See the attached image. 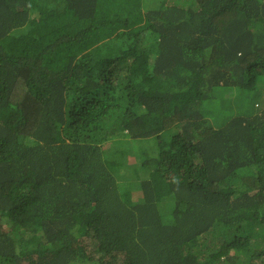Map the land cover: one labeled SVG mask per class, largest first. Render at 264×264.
I'll use <instances>...</instances> for the list:
<instances>
[{"label": "trees", "instance_id": "1", "mask_svg": "<svg viewBox=\"0 0 264 264\" xmlns=\"http://www.w3.org/2000/svg\"><path fill=\"white\" fill-rule=\"evenodd\" d=\"M0 264H264V0H0Z\"/></svg>", "mask_w": 264, "mask_h": 264}, {"label": "rangeland", "instance_id": "2", "mask_svg": "<svg viewBox=\"0 0 264 264\" xmlns=\"http://www.w3.org/2000/svg\"><path fill=\"white\" fill-rule=\"evenodd\" d=\"M235 106H237V103L234 96V90L232 88H226L215 96L213 106L211 109H206L205 112L207 113L208 117L212 119L217 125H221L226 122L228 117L235 113ZM145 141L155 143V140L152 139L140 141L142 143H138V147L135 149L141 156H145L147 153L154 150L153 145H151V143H149V145L148 143H145ZM146 149H148V151ZM126 155H128V152ZM131 159H133V161L136 160L133 157Z\"/></svg>", "mask_w": 264, "mask_h": 264}, {"label": "clouds", "instance_id": "3", "mask_svg": "<svg viewBox=\"0 0 264 264\" xmlns=\"http://www.w3.org/2000/svg\"><path fill=\"white\" fill-rule=\"evenodd\" d=\"M149 149V148H148ZM148 149H146L148 151ZM146 155H150L149 153H147ZM135 158L136 160H141L142 156H139L138 158L137 157H133Z\"/></svg>", "mask_w": 264, "mask_h": 264}]
</instances>
